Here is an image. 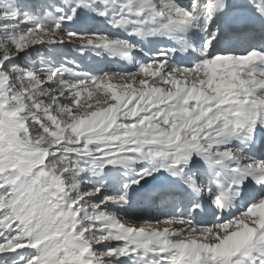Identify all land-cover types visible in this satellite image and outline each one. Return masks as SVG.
<instances>
[{
  "label": "snow or ice",
  "instance_id": "1",
  "mask_svg": "<svg viewBox=\"0 0 264 264\" xmlns=\"http://www.w3.org/2000/svg\"><path fill=\"white\" fill-rule=\"evenodd\" d=\"M0 264H264V0H0Z\"/></svg>",
  "mask_w": 264,
  "mask_h": 264
}]
</instances>
